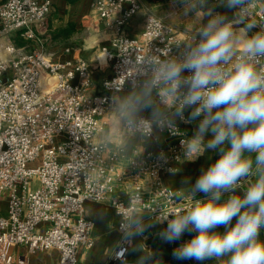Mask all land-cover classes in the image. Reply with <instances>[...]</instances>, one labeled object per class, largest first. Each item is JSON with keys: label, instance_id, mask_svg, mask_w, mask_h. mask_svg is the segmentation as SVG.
Segmentation results:
<instances>
[{"label": "built area", "instance_id": "built-area-1", "mask_svg": "<svg viewBox=\"0 0 264 264\" xmlns=\"http://www.w3.org/2000/svg\"><path fill=\"white\" fill-rule=\"evenodd\" d=\"M142 1L91 0L90 10L108 34L101 51L111 70L96 93H90V60L64 56L70 45L42 46L51 0L0 2V264H30L31 255L51 250L58 253L57 264H78L79 251L94 244V224L84 216L86 202L106 203L119 217L118 241L105 264H132L127 258L132 241L124 237L137 230L133 215L141 212L166 226L170 213L194 199L191 191L164 181L187 157L190 137L182 120L170 116L186 89L165 97L162 86L153 88L166 111L124 119L121 129L127 135L142 134L157 143L154 149L135 151L125 166L118 162L120 154L97 140L116 95L145 89L155 78L153 69L182 59L196 35L152 13L144 16L138 35H129L126 25ZM168 2L172 16L206 4ZM237 10L245 24L264 28L258 0H247ZM17 39L26 42L17 45ZM35 42L40 48L32 46ZM121 190L127 192L125 199L118 196Z\"/></svg>", "mask_w": 264, "mask_h": 264}, {"label": "clouds", "instance_id": "clouds-1", "mask_svg": "<svg viewBox=\"0 0 264 264\" xmlns=\"http://www.w3.org/2000/svg\"><path fill=\"white\" fill-rule=\"evenodd\" d=\"M246 2L222 0L221 6L234 11ZM214 11L206 12L211 19L191 37L183 58L154 68L155 78L144 89V107H151L147 97L153 88L162 86L165 97L186 89L175 115L198 125L185 154L198 158L210 150L219 155L201 169L191 188L192 202L170 213L173 218L157 235L172 244L185 233H195L172 251L177 261L264 264V28L248 35L256 24ZM234 23L244 25L241 34L234 31ZM249 178L241 190V182ZM197 193L203 198H195ZM134 223L137 230L126 232L128 241L159 222L147 228Z\"/></svg>", "mask_w": 264, "mask_h": 264}, {"label": "crops", "instance_id": "crops-1", "mask_svg": "<svg viewBox=\"0 0 264 264\" xmlns=\"http://www.w3.org/2000/svg\"><path fill=\"white\" fill-rule=\"evenodd\" d=\"M4 0H0L2 2ZM91 0H51V10L46 20V28L41 36L42 46L47 50H58L64 46H71V51L64 56L75 58L81 57L90 60L92 63V88L90 93H96L100 90L101 80L110 75V63L103 59L101 51L102 46L108 44V34L103 28V23L90 10ZM222 0H207L206 4L194 9L193 11H182L177 16L169 15L171 4L168 0H143L139 12L126 25V31L129 35H138L143 27V18L147 13H152L160 17L165 22L178 26L181 29H187L197 33L199 28L207 23L211 17L206 15L207 11L215 10L214 15H225L230 20L239 17L238 10L228 11L221 6ZM259 7L264 11V0H258ZM187 13V14H186ZM69 32L66 36H60L57 39H50L48 33L60 28L68 27ZM244 25L234 23V31L241 34ZM257 29H252L248 35H252ZM48 35V36H47ZM21 44L26 41L19 39ZM49 45V46H48ZM32 46L40 48L39 43H33ZM63 56V57H64ZM144 90V89H138ZM128 92H119L113 105L105 114L103 129L97 136V140L106 141L112 151L120 154L118 162L125 166L129 157L135 151H146L154 149L157 143L143 136L142 134L127 135L122 131L124 119L135 117L139 113L149 116H159L166 111L165 107L157 102V90L152 89L150 94L151 107L148 109H133L130 114L121 113L124 108V102L119 104V99L126 98ZM121 97V98H120ZM122 106L115 111L116 106ZM176 111L170 113L171 118L178 122ZM189 115L185 111V118ZM181 125L187 131L191 138L197 128L198 121L185 122ZM210 138L206 136L207 140ZM219 158L218 153L206 151L198 158H183L178 164L177 169L172 174L164 176V181L170 187L180 188L191 191L192 185L200 175L202 168H207L211 163ZM251 182V178L241 182V190ZM192 192V191H191ZM120 198L125 199L127 192L121 190L118 192ZM196 198H203V194L197 193ZM84 216L90 219L94 226L92 236L94 239L93 247L89 250L81 249L78 255V264H105L109 255L114 250L118 241L119 233L117 225L119 217L115 214L113 208L106 203L86 202L84 204ZM133 221H141L142 226L159 222L155 228H147L143 235L138 236L132 241L128 249L127 258L132 264H198L194 260L177 261L172 257V251L189 240L195 233H185L180 241L172 244H165L159 238L157 233L166 227L161 221L149 219L141 212H136L132 218ZM235 223V220L233 221ZM223 231V229H218ZM16 251L23 252V247H15ZM58 253L55 250L33 254L29 257L30 264H57ZM203 264H216L215 261L207 260Z\"/></svg>", "mask_w": 264, "mask_h": 264}, {"label": "rangeland", "instance_id": "rangeland-1", "mask_svg": "<svg viewBox=\"0 0 264 264\" xmlns=\"http://www.w3.org/2000/svg\"><path fill=\"white\" fill-rule=\"evenodd\" d=\"M49 46V45H48ZM126 93V92H125ZM127 96L126 98L122 99H119V104L124 102L123 104L124 105V108L122 109L121 113H123L124 115L125 114H130L131 111L133 109H141L143 108V95H144V90H133V91H128L127 93ZM138 100H141L140 103H137ZM147 102L150 103V95L147 97ZM119 107H122V106H116L115 108V111H118L117 109H119ZM146 108H150V107H146ZM125 115V116H127ZM33 184H35V181L33 182ZM18 248V247H17Z\"/></svg>", "mask_w": 264, "mask_h": 264}, {"label": "trees", "instance_id": "trees-1", "mask_svg": "<svg viewBox=\"0 0 264 264\" xmlns=\"http://www.w3.org/2000/svg\"><path fill=\"white\" fill-rule=\"evenodd\" d=\"M69 28H70V26H68V27H64V28H60V29H58V30H55V31H53V32H51V33H48V35H49V37H50V39H57V38H59L60 36H66L67 34H68V30H69ZM47 35V36H48ZM22 42L21 41H19V39H17L16 40V44L17 45H20Z\"/></svg>", "mask_w": 264, "mask_h": 264}, {"label": "bare ground", "instance_id": "bare-ground-1", "mask_svg": "<svg viewBox=\"0 0 264 264\" xmlns=\"http://www.w3.org/2000/svg\"><path fill=\"white\" fill-rule=\"evenodd\" d=\"M48 82H50V83H51V82H52V80H51V79H49V80H48Z\"/></svg>", "mask_w": 264, "mask_h": 264}]
</instances>
